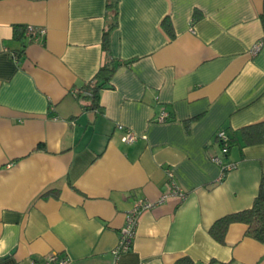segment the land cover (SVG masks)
I'll return each mask as SVG.
<instances>
[{
  "label": "crops",
  "instance_id": "1",
  "mask_svg": "<svg viewBox=\"0 0 264 264\" xmlns=\"http://www.w3.org/2000/svg\"><path fill=\"white\" fill-rule=\"evenodd\" d=\"M27 26L44 36L15 38ZM107 57L112 87L91 109L75 93ZM219 131L236 166L223 177ZM167 172L183 201H160ZM262 174L264 0H0V264H264L245 225L223 244L208 232L251 207ZM138 198L156 205L116 255Z\"/></svg>",
  "mask_w": 264,
  "mask_h": 264
},
{
  "label": "trees",
  "instance_id": "2",
  "mask_svg": "<svg viewBox=\"0 0 264 264\" xmlns=\"http://www.w3.org/2000/svg\"><path fill=\"white\" fill-rule=\"evenodd\" d=\"M195 15V14H194ZM198 15V14H196ZM199 16V15H198ZM165 31L172 35L171 25L168 21L163 24ZM25 30L20 27L14 29V36L17 39L24 37ZM110 43V28L105 29L102 35V48L108 53ZM116 72L114 60L107 57L104 64L99 68L95 76L76 91V97L83 101L91 109L99 107L100 93L104 89L112 87L111 80ZM229 148V141H228ZM240 223L246 226L245 235L259 242H264V174L261 175L257 194L250 208L233 214H228L216 220L209 228L210 236L218 243L223 244L226 232L230 225ZM175 264H194L188 258H182ZM207 264H212L209 262Z\"/></svg>",
  "mask_w": 264,
  "mask_h": 264
},
{
  "label": "built area",
  "instance_id": "3",
  "mask_svg": "<svg viewBox=\"0 0 264 264\" xmlns=\"http://www.w3.org/2000/svg\"><path fill=\"white\" fill-rule=\"evenodd\" d=\"M44 30H36L32 26L25 27L24 35L29 41H38L40 37L44 36ZM259 45L253 48V53L257 52L259 49ZM16 55H14V59ZM169 119V115L166 112H161L157 117V122L162 123L166 122ZM117 129L123 132L120 140L125 144H132L138 138L145 139V136H137L129 130H126L123 126H118ZM219 148L220 155L211 157L212 162L217 164L221 169V177H223L227 172L235 169V164L233 163H225L223 161L224 157L228 154V137L226 136L224 131H219L215 138ZM166 187L167 193L161 197L160 201H166L170 198L177 199L179 201H183L186 198L185 192L180 188L176 181L174 180V176L172 172H167L166 179ZM156 204L145 201L144 199L138 198L136 199L131 209L125 214V221L123 226L119 231V241L118 246L116 248V255L123 254L131 250L132 241L134 239L137 222L140 215L145 212L151 210ZM68 258H58L57 255L51 254L41 263L36 261L33 264H69Z\"/></svg>",
  "mask_w": 264,
  "mask_h": 264
}]
</instances>
